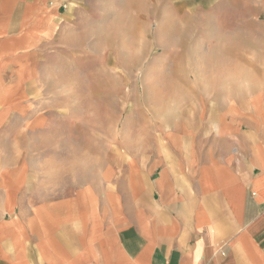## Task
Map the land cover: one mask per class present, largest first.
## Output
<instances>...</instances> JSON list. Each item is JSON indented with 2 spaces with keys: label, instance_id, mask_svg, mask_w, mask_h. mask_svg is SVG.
<instances>
[{
  "label": "crops",
  "instance_id": "crops-1",
  "mask_svg": "<svg viewBox=\"0 0 264 264\" xmlns=\"http://www.w3.org/2000/svg\"><path fill=\"white\" fill-rule=\"evenodd\" d=\"M73 1L0 0V264H264L255 99L223 107L216 133L208 123L200 139L188 127L156 139L149 165L140 154L127 164L119 192L94 181L69 189L6 142Z\"/></svg>",
  "mask_w": 264,
  "mask_h": 264
},
{
  "label": "rangeland",
  "instance_id": "rangeland-1",
  "mask_svg": "<svg viewBox=\"0 0 264 264\" xmlns=\"http://www.w3.org/2000/svg\"><path fill=\"white\" fill-rule=\"evenodd\" d=\"M67 4L48 60L34 66L42 80L20 103L29 109L2 131L40 173L119 192L127 164L140 154L149 165L156 139L185 127L200 139L232 101L255 99L264 115L263 0Z\"/></svg>",
  "mask_w": 264,
  "mask_h": 264
},
{
  "label": "bare ground",
  "instance_id": "bare-ground-1",
  "mask_svg": "<svg viewBox=\"0 0 264 264\" xmlns=\"http://www.w3.org/2000/svg\"><path fill=\"white\" fill-rule=\"evenodd\" d=\"M183 56V55H182ZM177 71H178V66L176 67V69H175V72L177 73ZM160 82H162L163 80H159ZM149 90H151L153 93H157V90H156V87H153V88H151V87H148V89H147V93L149 92Z\"/></svg>",
  "mask_w": 264,
  "mask_h": 264
}]
</instances>
